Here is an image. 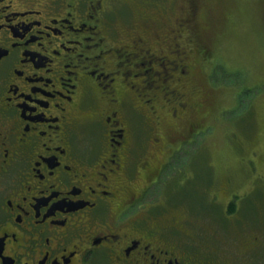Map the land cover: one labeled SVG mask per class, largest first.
Masks as SVG:
<instances>
[{
  "label": "flooded vegetation",
  "instance_id": "af4514ba",
  "mask_svg": "<svg viewBox=\"0 0 264 264\" xmlns=\"http://www.w3.org/2000/svg\"><path fill=\"white\" fill-rule=\"evenodd\" d=\"M117 1L0 0V264H264L262 170L223 179L222 199L212 181L225 227L176 182L145 201L183 151L170 139L198 132L157 129L158 92L191 64L167 58L185 50L160 0Z\"/></svg>",
  "mask_w": 264,
  "mask_h": 264
},
{
  "label": "rangeland",
  "instance_id": "374dc122",
  "mask_svg": "<svg viewBox=\"0 0 264 264\" xmlns=\"http://www.w3.org/2000/svg\"><path fill=\"white\" fill-rule=\"evenodd\" d=\"M158 3L168 7L164 19L172 34L167 38L171 42L170 50L180 46L175 45L177 37L185 50L179 56L168 50L167 58L191 65L190 74L182 78L174 76L158 92L163 99L155 104L157 129L163 131V136L167 130L192 126L198 132L185 139H170L173 142L178 139L172 147L181 145L179 149L183 151L170 158L160 179L148 188L145 201L160 202L176 182L175 200L181 199L192 207L197 205L196 210L202 213L211 211L213 218L219 220L218 225L220 222L225 227L224 205L207 204L205 193L212 181L222 199L226 195L225 185H220L223 179H240L241 186L246 187L256 170L264 172V0H160ZM131 4L139 12L145 9L142 0H131ZM173 35H177L176 39ZM174 88L180 95L178 100L173 99ZM156 92L154 88L144 97ZM167 98H171L169 103ZM179 100L182 105L178 104ZM172 104L180 105L174 117L170 114ZM146 114L151 118L156 116L149 110ZM156 151V157L151 159L153 165L162 163L166 157L162 148ZM173 175L176 181L170 178ZM183 210L180 218L193 219Z\"/></svg>",
  "mask_w": 264,
  "mask_h": 264
},
{
  "label": "trees",
  "instance_id": "16d2710c",
  "mask_svg": "<svg viewBox=\"0 0 264 264\" xmlns=\"http://www.w3.org/2000/svg\"><path fill=\"white\" fill-rule=\"evenodd\" d=\"M172 106H174L173 108H176V105L175 104H172Z\"/></svg>",
  "mask_w": 264,
  "mask_h": 264
}]
</instances>
